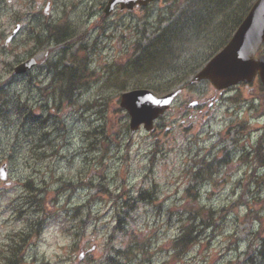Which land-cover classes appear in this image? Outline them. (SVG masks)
<instances>
[{
  "label": "rangeland",
  "instance_id": "obj_1",
  "mask_svg": "<svg viewBox=\"0 0 264 264\" xmlns=\"http://www.w3.org/2000/svg\"><path fill=\"white\" fill-rule=\"evenodd\" d=\"M105 1L0 0V103L18 100L25 110L0 118V165H8V183L0 181V264L12 260L16 247L21 251L15 264H105L108 257L128 264H247L243 252L260 224L264 236V167L253 159L247 166L236 157L225 166L217 161L226 152L238 157L248 138L252 145L259 140L261 88L253 83L221 95L207 83L189 84L197 59L213 53L197 36L142 66L137 47L167 39L165 30L153 31L167 26L169 19L160 20L167 11L154 4L148 12L115 10L104 17ZM219 1L213 0L216 17L205 33L216 23L230 29L242 4ZM48 34L61 44L42 45ZM95 38L105 41L93 49ZM69 43L72 49L63 55L60 49ZM30 56L39 65L14 79L16 63ZM61 57L69 59L64 66L85 68L71 105L62 102L59 87L49 85L48 69ZM117 84L183 90L153 131L130 136L119 95L131 88L120 91ZM33 200L42 201L39 214ZM198 205L219 218L214 225L199 226ZM247 205L255 211L249 217ZM42 219L37 230L34 223ZM190 223L198 236L187 251H178L173 242ZM49 229L70 241L54 262L39 252ZM133 234L144 248L116 253L134 246Z\"/></svg>",
  "mask_w": 264,
  "mask_h": 264
},
{
  "label": "water",
  "instance_id": "obj_2",
  "mask_svg": "<svg viewBox=\"0 0 264 264\" xmlns=\"http://www.w3.org/2000/svg\"><path fill=\"white\" fill-rule=\"evenodd\" d=\"M118 1L121 0H111L108 11H111ZM149 1L151 0H129L125 7L130 9L135 2ZM263 41L264 0H257L228 45L195 76L194 81L207 79L216 89H224L240 82H251L258 74L264 84V56L254 58ZM34 64V60H29L19 65L15 71L25 72ZM178 92H172L161 98L155 97L146 90L124 93L121 96L120 106L130 116L131 133L138 130L140 125L150 130L153 121L164 113ZM0 177L5 178L4 166L0 169Z\"/></svg>",
  "mask_w": 264,
  "mask_h": 264
},
{
  "label": "trees",
  "instance_id": "obj_3",
  "mask_svg": "<svg viewBox=\"0 0 264 264\" xmlns=\"http://www.w3.org/2000/svg\"><path fill=\"white\" fill-rule=\"evenodd\" d=\"M223 1V0H222ZM220 0L219 2L222 3ZM242 1H249V0H242ZM253 1V0H252ZM249 7L245 9L243 12L246 13ZM216 8L213 3V0H188L187 5L179 8H173L169 10L170 16L172 17L170 24L167 28H165V32L163 33L165 36H167V42L163 41H156L154 39L150 40L148 44L140 50V57H142V66L147 65L152 57L156 54L157 56H168L170 55V52H172L173 44L177 43L180 40L179 35H181V38H188L197 36L198 38L203 36L207 30V28L210 26L213 14L215 13ZM243 14L239 16L238 22L242 18ZM163 30V31H164ZM224 40V39H223ZM61 39H56L54 42L58 43L61 42ZM154 47H161L159 49H155ZM151 52V53H146ZM141 66V67H142ZM149 69H144V71H147ZM74 73L72 71H69V69H65L64 71L59 73L58 76V83L56 86L59 87V97H61L62 102H65L67 105H71L73 103L72 95L74 90L76 89V85L79 81L72 77ZM76 84V85H75ZM166 91V90H165ZM58 98V97H57ZM14 113L24 114L23 110V104H17L13 105ZM32 118L36 119L37 117L32 114ZM45 121L38 123L36 127L39 129L43 126ZM257 155H260V152H257ZM25 187L27 188L28 185L25 184ZM35 197V196H34ZM193 200H197V197H194ZM41 204L37 207V210H40ZM40 212V211H37ZM202 212V213H201ZM247 215H251L253 210L251 208H247ZM197 217L201 219V225L208 226L210 224L214 225L216 220H214L213 211L208 210L204 211L203 207L198 206L197 207ZM205 213V214H204ZM188 226H184V230L182 234L177 238L175 241V247H179L180 249H186L189 247L194 237L192 236V227L186 228ZM182 230V229H181ZM261 231L256 233V242H250L247 245L245 254L247 263L249 264H263L264 263V237L259 236ZM21 248L18 249L16 247L15 249V255L12 260H8L7 264H15V258L16 255L20 254ZM186 251V250H185ZM109 264H118L117 262H113L112 258L108 259Z\"/></svg>",
  "mask_w": 264,
  "mask_h": 264
},
{
  "label": "clouds",
  "instance_id": "obj_4",
  "mask_svg": "<svg viewBox=\"0 0 264 264\" xmlns=\"http://www.w3.org/2000/svg\"><path fill=\"white\" fill-rule=\"evenodd\" d=\"M70 241L63 237L57 229H49L42 235V242L39 245V252L44 254L46 259L54 262L60 249L68 245Z\"/></svg>",
  "mask_w": 264,
  "mask_h": 264
},
{
  "label": "flooded vegetation",
  "instance_id": "obj_5",
  "mask_svg": "<svg viewBox=\"0 0 264 264\" xmlns=\"http://www.w3.org/2000/svg\"><path fill=\"white\" fill-rule=\"evenodd\" d=\"M105 3H106V1H105ZM105 3H104V4H105ZM104 4H103L101 7H103V6H104ZM138 10H140V9H138Z\"/></svg>",
  "mask_w": 264,
  "mask_h": 264
}]
</instances>
